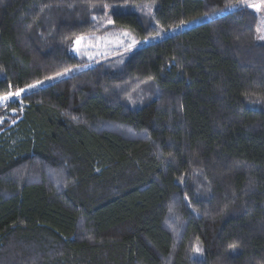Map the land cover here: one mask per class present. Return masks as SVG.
<instances>
[{"label":"trees","instance_id":"1","mask_svg":"<svg viewBox=\"0 0 264 264\" xmlns=\"http://www.w3.org/2000/svg\"><path fill=\"white\" fill-rule=\"evenodd\" d=\"M242 1L0 0V98L43 84L0 105V264H264V43Z\"/></svg>","mask_w":264,"mask_h":264},{"label":"rangeland","instance_id":"2","mask_svg":"<svg viewBox=\"0 0 264 264\" xmlns=\"http://www.w3.org/2000/svg\"><path fill=\"white\" fill-rule=\"evenodd\" d=\"M239 6L240 7H246L248 9H250L251 11L255 12L259 16L257 40L260 43H264V0H244L239 4ZM257 9H259V10H257ZM203 20L204 19H197L195 21H192V22L187 23L185 25H182L180 27L174 28L172 30L163 31V32L161 31L159 33V35L155 38V40L168 37L169 35H172V34L180 32V31H183L187 28L193 27L197 24H200ZM78 41H79V43L76 42V44L74 46V49L77 53H79V51L82 47H86L88 44H90L89 42L91 40L86 39V38H81ZM148 43H149V41L145 42V45ZM90 46H93V44H90ZM103 46H105V49H106L104 54H109L110 52L112 53L114 51H119L121 49L132 48V43H130V38L126 34H120V35L111 36L107 40H104ZM86 48L89 49L88 47H86ZM90 48H93V47H90ZM42 85L43 84L37 85L34 87H30V88H27V89L22 90V91H19V92H17L18 95H17V93L9 94V95L5 96V97H7V100H0V105H6L11 101L19 100L24 93H26L30 90H33L37 87H40ZM2 125H3V121H0V130H1Z\"/></svg>","mask_w":264,"mask_h":264},{"label":"snow or ice","instance_id":"3","mask_svg":"<svg viewBox=\"0 0 264 264\" xmlns=\"http://www.w3.org/2000/svg\"><path fill=\"white\" fill-rule=\"evenodd\" d=\"M257 10H259V9H257ZM77 43H79V41H77ZM133 43H134V41H133ZM17 95H18V93H17ZM0 100H7V97L0 98ZM197 251H199V249H197Z\"/></svg>","mask_w":264,"mask_h":264}]
</instances>
